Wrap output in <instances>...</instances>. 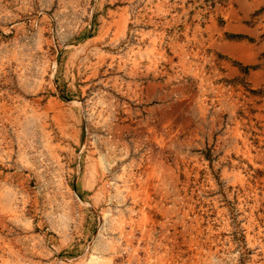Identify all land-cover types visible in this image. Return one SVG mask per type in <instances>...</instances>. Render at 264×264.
I'll list each match as a JSON object with an SVG mask.
<instances>
[{
    "label": "rangeland",
    "instance_id": "1",
    "mask_svg": "<svg viewBox=\"0 0 264 264\" xmlns=\"http://www.w3.org/2000/svg\"><path fill=\"white\" fill-rule=\"evenodd\" d=\"M0 264H264V0H0Z\"/></svg>",
    "mask_w": 264,
    "mask_h": 264
}]
</instances>
